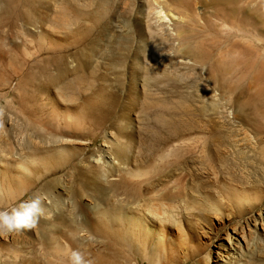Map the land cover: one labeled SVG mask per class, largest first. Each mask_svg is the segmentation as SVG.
I'll return each mask as SVG.
<instances>
[{
  "label": "rangeland",
  "instance_id": "1",
  "mask_svg": "<svg viewBox=\"0 0 264 264\" xmlns=\"http://www.w3.org/2000/svg\"><path fill=\"white\" fill-rule=\"evenodd\" d=\"M66 2L0 0V210L51 213L0 235V264H68L77 242L118 264L86 217L123 225L130 264H264V0ZM214 128L238 142L226 163Z\"/></svg>",
  "mask_w": 264,
  "mask_h": 264
},
{
  "label": "bare ground",
  "instance_id": "2",
  "mask_svg": "<svg viewBox=\"0 0 264 264\" xmlns=\"http://www.w3.org/2000/svg\"><path fill=\"white\" fill-rule=\"evenodd\" d=\"M40 1H42V0H40ZM66 1H68V0H65V2ZM67 3V2H66ZM38 4V3H37ZM71 5H73V3L71 4ZM59 10V9H58ZM60 10H61V8H60ZM65 10V9H64ZM63 11V10H62ZM59 12V11H58ZM67 12V11H66ZM59 14V13H58ZM63 14V13H62ZM65 14V13H64ZM63 14V15H64ZM68 14V13H67ZM157 14H158V16L159 17H162V19H164V20H169L170 18H169V15L167 14V13H165L163 10H157ZM60 15V14H59ZM24 16V15H23ZM174 16V15H173ZM58 17V16H57ZM61 18V17H60ZM52 19V18H51ZM55 19V18H54ZM59 19V18H58ZM44 20V19H43ZM75 20V19H74ZM65 21V20H64ZM262 21H263V24H264V18L262 19ZM42 22V21H41ZM44 22V21H43ZM40 24V23H39ZM58 24V23H57ZM62 27V26H61ZM90 27V26H89ZM63 33V32H62ZM73 34V33H72ZM89 43V42H88ZM87 45V44H86ZM91 46V45H90ZM198 55V54H197ZM70 57V56H69ZM64 58H60V59H57V66H58V69H59V71H60V73H61V75H62V77L61 78H64V77H66V75H67V73L69 72L68 70H69V68H68V66L64 63V60H63ZM180 61H182V62H184V63H189L191 60H189V59H183V60H180ZM88 63H89V60H88V58H85V59H81L77 54H75L72 58H71V63H70V65L71 66H73V65H75V66H78L79 68H84L85 66H87L88 65ZM56 64V63H55ZM85 71V70H84ZM68 81V80H67ZM81 81V80H80ZM67 84L68 83H66V86H67ZM74 84V83H73ZM63 92V91H62ZM147 97V96H146ZM148 98V97H147ZM87 102V103H86ZM85 103L86 104H88V108H89V112H90V115H91V117H92V119H95L97 122H100V124H101V122L102 121H104L105 119H106V117H107V115L109 114V112H110V109L109 108H111L110 106H109V108L107 107V109H103V110H100V111H97V110H94V107H90V100L88 99L87 101H86ZM143 103V102H142ZM87 106V105H86ZM175 108V107H174ZM99 109V108H98ZM109 109V110H108ZM240 109H242V107H240ZM65 111V110H64ZM109 111V112H108ZM185 111H188V110H185ZM78 113V112H77ZM189 112H187V114H188ZM184 114H186V113H184ZM109 117V116H108ZM182 117V116H181ZM175 118H177V117H175ZM174 117H172L171 119L169 118V121H168V119H167V121L169 122V128L172 130V132L176 135V134H178V135H181V134H183L184 135V133L186 134V132L188 131H191V132H193L191 129L194 127L193 125H190V122H189V120H187L186 122L187 123H185V121H183L182 122V120H180V119H175ZM186 119V118H185ZM248 121V120H247ZM224 122V121H223ZM232 122V121H231ZM182 123V124H181ZM103 124V123H102ZM71 125V124H70ZM68 127V126H67ZM225 127V126H224ZM170 130V131H171ZM211 131V130H210ZM172 133V134H173ZM175 135H172V137H171V135L170 136H165L164 138H165V143L166 142H169L168 141V137H171L170 139H172L173 137H175V139H177L176 137L177 136H175ZM187 135V134H186ZM185 135V136H186ZM203 135V134H202ZM237 135V134H236ZM185 136L183 137V138H185ZM190 136V135H189ZM187 137V136H186ZM201 137V136H200ZM251 137V136H250ZM159 138V137H158ZM158 138L156 139V142L157 141H161L160 140V138H159V140H158ZM162 138H163V136H162ZM166 138H168V139H166ZM187 138H191V136L190 137H187ZM244 138V137H243ZM175 139H173V141H175ZM181 139H182V135H181ZM202 139H204V145H206L207 147H209V148H213L214 150H216V152L218 153H221V156H220V159H221V161L223 162V163H226V158H225V156H222V155H224V152L225 151H227V150H229V148H238V142H236V141H233L231 138H230V134H228V133H226V132H224V130H222V129H217V128H214L213 129V131H211V132H208V133H205L204 134V136L202 137ZM240 139V138H239ZM253 139H254V136H253ZM258 139V138H257ZM178 140H179V138H178ZM236 140H238V139H236ZM79 141V140H78ZM162 142H164V141H162ZM170 142H171V140H170ZM158 143V142H157ZM156 143V144H157ZM164 143V144H165ZM160 144H163V143H160ZM154 145V144H153ZM166 145V144H165ZM246 145V144H245ZM254 145V144H253ZM255 146V145H254ZM253 146V147H254ZM154 147H155V145H154ZM252 147V146H251ZM257 147V146H256ZM254 149V148H253ZM262 149V148H261ZM57 150V149H56ZM242 150V149H241ZM263 150V149H262ZM262 152H264V151H262ZM244 153V152H243ZM240 155V154H239ZM234 156V155H233ZM244 157V156H243ZM42 161V160H41ZM40 161V162H41ZM48 161V160H47ZM222 164V163H221ZM233 166V165H232ZM251 166V165H250ZM241 169V168H240ZM119 174V173H118ZM160 174V173H159ZM131 178V177H130ZM224 178V177H223ZM125 182V181H124ZM123 182V183H124ZM127 184H129V183H127ZM129 185H131V183L129 184ZM231 186V185H230ZM9 187H11V186H9ZM236 189V188H235ZM11 190V189H10ZM158 191V190H157ZM239 191V190H238ZM155 192V191H154ZM153 192V193H154ZM234 192V191H233ZM246 192V191H245ZM229 193V192H228ZM237 193V192H236ZM243 194V193H242ZM148 195V194H147ZM236 199V198H235ZM233 200V199H232ZM237 200V199H236ZM241 200V199H240ZM239 200V201H240ZM235 201V200H234ZM238 201V202H239ZM102 214H104V213H102ZM127 216H124L122 219H124V220H126V219H128V218H126ZM56 219H58V218H56ZM112 221L111 222H114V220L113 219H111ZM141 221V220H140ZM83 222H84V225L87 227V234L89 235H95V236H99L100 238H104V239H106V240H108V239H111V241H112V244L111 245H113L114 247L113 248H111V249H113L112 250V252H110V254L112 253V258H114V260H117L118 261V264H130L129 263V259H130V254H129V251H127L126 250V248L123 246V243H122V240H123V233H121V230H123L122 228H123V225L122 224H116V223H114L113 225L111 224L110 225V223L109 222H105V221H102V220H96V219H91V218H89V217H86L84 220H83ZM47 223V222H46ZM134 223H136V218L134 219ZM139 223V222H138ZM141 225V224H140ZM142 226V225H141ZM143 226H144V224H143ZM79 228V227H78ZM124 228H126L125 226H124ZM144 228V227H143ZM42 229V228H41ZM109 229H111V230H109ZM139 229V228H138ZM129 230V229H128ZM131 230V229H130ZM133 230V229H132ZM75 231V230H74ZM82 231V230H81ZM136 231V230H135ZM67 233V232H66ZM130 233V232H129ZM138 233V232H137ZM86 234V233H85ZM141 234V233H140ZM54 235V234H53ZM48 236V235H47ZM50 236H51V234H50ZM66 236V235H65ZM131 236V235H130ZM132 236H135V235H132ZM47 238V237H46ZM48 238H50V240L52 239L53 240V238H55V236L53 237V238H51V237H48ZM47 238V239H48ZM77 238V237H76ZM83 238H86V235H84V237ZM228 238L229 237H227V240H228ZM63 239V238H62ZM71 239V238H70ZM78 239V238H77ZM51 240V241H52ZM80 240V239H79ZM87 240H91V239H87ZM87 240H86V242H87ZM135 240V239H134ZM43 242H45L46 243V241H43ZM83 242H85V241H83ZM45 243H44V245H45ZM48 244H49V242H47ZM52 243L54 244V240L52 241ZM78 243V242H77ZM77 243H74V248L75 249H79L80 250V245L81 244H77ZM79 243H81V242H79ZM43 244V243H42ZM64 244V243H63ZM83 244V243H82ZM87 244V243H86ZM89 244V243H88ZM87 244V245H88ZM47 246V245H46ZM92 246V245H91ZM90 246V244L88 245V246H85L86 247V249H84V248H81L82 250L84 249L85 251H83V252H85L88 256L90 255L91 257V259L93 260V261H102L103 260V255L102 254H100L99 252H93V250L91 251L90 250V248L92 249V247ZM50 250L51 249H53V250H56L55 252H58V250H57V248H54L53 246H51V245H48L47 246ZM61 247H63L62 245H61ZM60 247V248H61ZM45 248V247H44ZM64 248V247H63ZM65 249V248H64ZM69 249V248H68ZM67 248H66V250H68ZM60 251V250H59ZM48 252H49V250H48ZM61 252V251H60ZM69 253V252H68ZM51 254H52V252H51ZM50 254V255H51ZM109 254V255H110ZM53 255H55L54 253H53ZM64 255H66V254H64ZM63 255V256H64ZM52 256V255H51ZM61 256H62V254H61ZM106 256V255H105ZM153 256V255H152ZM109 257V256H108ZM111 257H109V258H111ZM36 258V257H35ZM34 257H33V259H30L29 261H27V264H38L37 263V259H35ZM98 258H99V260H98ZM100 258H102V260H100ZM61 259H63V258H61ZM64 259H65V257H64ZM108 259V258H107ZM67 260V259H66ZM111 260V259H110ZM95 261V262H96ZM105 261V260H104ZM102 262L103 264H105V263H108L107 261L106 262ZM109 263H110V261H109ZM108 263V264H109ZM49 264V263H48ZM52 264V263H51ZM111 264V263H110Z\"/></svg>",
  "mask_w": 264,
  "mask_h": 264
},
{
  "label": "clouds",
  "instance_id": "3",
  "mask_svg": "<svg viewBox=\"0 0 264 264\" xmlns=\"http://www.w3.org/2000/svg\"><path fill=\"white\" fill-rule=\"evenodd\" d=\"M2 116V112H0ZM3 121L0 119V133L3 132ZM44 206V199L34 195L10 210H0V235L21 234L36 229L41 218H50ZM68 264H94V261L85 252L74 249L70 251Z\"/></svg>",
  "mask_w": 264,
  "mask_h": 264
}]
</instances>
